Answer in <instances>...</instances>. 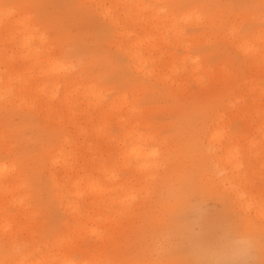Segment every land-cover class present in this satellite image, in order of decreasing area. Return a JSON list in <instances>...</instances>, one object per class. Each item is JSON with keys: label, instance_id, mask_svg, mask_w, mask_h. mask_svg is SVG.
<instances>
[{"label": "rangeland", "instance_id": "374dc122", "mask_svg": "<svg viewBox=\"0 0 264 264\" xmlns=\"http://www.w3.org/2000/svg\"><path fill=\"white\" fill-rule=\"evenodd\" d=\"M260 214L264 0H0V264H264Z\"/></svg>", "mask_w": 264, "mask_h": 264}, {"label": "clouds", "instance_id": "9594fccd", "mask_svg": "<svg viewBox=\"0 0 264 264\" xmlns=\"http://www.w3.org/2000/svg\"><path fill=\"white\" fill-rule=\"evenodd\" d=\"M256 250V243L252 236L247 234H225L218 248L209 253L213 256L228 257L233 264L250 258Z\"/></svg>", "mask_w": 264, "mask_h": 264}, {"label": "bare ground", "instance_id": "6f19581e", "mask_svg": "<svg viewBox=\"0 0 264 264\" xmlns=\"http://www.w3.org/2000/svg\"><path fill=\"white\" fill-rule=\"evenodd\" d=\"M134 57H136V56H134ZM213 138H214V137H213ZM213 138L210 140V142H212ZM226 154H227V155H226V156H227L226 159L230 160V159L233 158V157H232V152H228V151H227ZM228 155H229V156L231 155V157H229ZM139 156H140V153H138V158H139ZM144 158H145V157H144ZM221 158H222V157H219V158L216 159L218 163L221 161ZM217 162H216V164H214L215 167H217V165H218ZM219 172H220V171H219ZM218 183H219V185H220V184H223L222 181H219ZM247 208H248V205H247ZM260 220L262 221V224H263L262 227H263V229H264V217H262V214H260Z\"/></svg>", "mask_w": 264, "mask_h": 264}]
</instances>
